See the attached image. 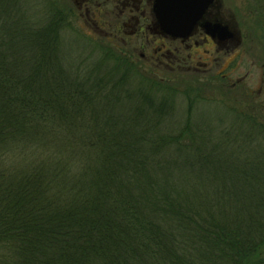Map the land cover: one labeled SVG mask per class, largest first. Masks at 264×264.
<instances>
[{"label":"trees","instance_id":"trees-1","mask_svg":"<svg viewBox=\"0 0 264 264\" xmlns=\"http://www.w3.org/2000/svg\"><path fill=\"white\" fill-rule=\"evenodd\" d=\"M0 23V264H264L261 94L216 127L154 129L124 52L123 73L87 80L55 60L56 28ZM195 86L184 99L215 103Z\"/></svg>","mask_w":264,"mask_h":264},{"label":"rangeland","instance_id":"rangeland-1","mask_svg":"<svg viewBox=\"0 0 264 264\" xmlns=\"http://www.w3.org/2000/svg\"><path fill=\"white\" fill-rule=\"evenodd\" d=\"M218 3L221 7L222 18L235 26L232 29L241 42L229 46V48L219 47L213 56L204 54L202 60L209 64L207 71L200 69L199 72H188L187 67L192 69L198 66L191 61L179 64L180 69L178 68L174 73L163 72L157 68L158 66L154 67L158 71H152L141 61L138 63L141 65V73L134 72L135 77L130 88L133 97L141 99L143 102L151 101L149 104L142 102L143 104L140 103L138 107L155 114L156 120H158L152 123L154 129L168 130L167 128L187 123L186 118L190 117H195L192 119L194 121L190 120V122L209 123L207 125L216 127L221 122H227L216 118V116L220 114L221 108L223 110L235 108L232 103L235 96L261 94L260 99L264 101V19L263 17L260 19L254 14V0H218ZM75 11L76 7L72 0H0L1 22L5 23L6 18L8 24L17 20L19 24L21 23L22 28H37L39 30L41 28H56L55 31L58 35L54 42L58 49L55 51V60H60L62 69L64 68L63 70L71 76L75 75L87 80L114 78L123 73V69L119 68V73L112 62V56L116 57L115 51L119 49L129 59L136 61L144 53L149 59L154 49H158L160 46L157 43L147 48L146 42L143 41L144 38L133 35V29L130 28H120V38L113 43L107 37L109 34L115 33L116 28H80L76 25L80 18H73L72 15ZM60 14H63L65 18L62 22H60ZM0 25L7 26L3 23ZM9 27L11 26L9 25ZM145 35L152 43L154 36L150 32ZM111 46H117V49ZM168 46L172 48L173 52H180L179 60L186 59L189 55L185 45L177 46L176 43H173ZM205 49L209 50L207 47ZM124 59L126 58L124 57ZM172 61L178 60L172 59ZM144 71H152L154 77H149ZM216 76L219 79L226 76L223 85L228 89L235 86L232 88L231 97L228 96L230 93L227 95L226 91L221 90L224 88L223 86H213L207 84V81L205 82L206 79ZM151 79L158 82L165 81L171 87L164 88L156 83L153 84ZM199 81L201 82L199 83ZM192 84H196L195 87L200 88L203 95L212 97L214 94L215 103L190 104L187 99H184V95L189 91H196L190 88ZM174 87L178 90H174ZM174 91L176 95L172 96ZM119 108H122L121 105ZM162 112L164 113L162 114ZM160 117L161 119H159ZM7 162L2 164L3 169L14 165L9 163L10 161ZM15 164L18 166L19 163Z\"/></svg>","mask_w":264,"mask_h":264},{"label":"flooded vegetation","instance_id":"flooded-vegetation-1","mask_svg":"<svg viewBox=\"0 0 264 264\" xmlns=\"http://www.w3.org/2000/svg\"><path fill=\"white\" fill-rule=\"evenodd\" d=\"M72 2L76 7V11L72 15L73 18H80L79 23L76 24L80 28H116L115 33H111L107 37L113 43L120 38V28H130L133 29V35L144 38L143 41L146 42L147 48L157 43L160 44L158 49H154L149 59L144 53L139 56V60H136L138 63L141 61L152 71H158L154 68L158 66L157 68L163 72L174 73L178 68L180 69L179 64L186 63V61L195 62L198 65L192 69L187 67L188 72H199L200 69L207 71L209 64L203 62L204 54L213 56L217 52V48H229V46L241 42L232 29L235 26L222 18L218 0H215L203 18L196 24L191 37L183 40H173L160 31L159 28L161 27L155 15V0H72ZM64 19V15L60 14V22ZM212 28H227L233 36L223 38L218 33L214 34ZM147 32L154 36L152 43H150L149 37L145 35ZM173 43H176L177 46H186L187 51H189L187 60L184 58L179 60L180 52L176 50L173 52L172 48L168 46V44ZM113 47L116 48L117 46ZM172 59L178 61L173 62ZM147 61L149 62L147 63ZM200 66L202 67L200 68ZM222 77L226 78V76Z\"/></svg>","mask_w":264,"mask_h":264},{"label":"water","instance_id":"water-1","mask_svg":"<svg viewBox=\"0 0 264 264\" xmlns=\"http://www.w3.org/2000/svg\"><path fill=\"white\" fill-rule=\"evenodd\" d=\"M215 0H155V15L160 31L173 40L191 37L196 24ZM223 38L233 35L227 28H212Z\"/></svg>","mask_w":264,"mask_h":264}]
</instances>
